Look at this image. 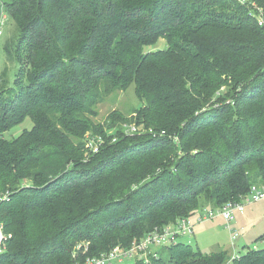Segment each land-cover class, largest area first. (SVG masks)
<instances>
[{"label":"trees","instance_id":"trees-1","mask_svg":"<svg viewBox=\"0 0 264 264\" xmlns=\"http://www.w3.org/2000/svg\"><path fill=\"white\" fill-rule=\"evenodd\" d=\"M240 1L264 8V0H1L0 22L17 27L20 67L15 88L0 92V264H84L198 212L195 225L208 221L199 219L264 183V30ZM158 5L175 20L159 22ZM161 37L166 49H148ZM131 85L142 133L123 131L128 119L117 110L96 122L104 97ZM27 118L32 128L10 137ZM98 138L100 150L87 153ZM183 237L150 262L124 259L231 264V251L204 253ZM82 239L89 251L74 257ZM233 264H264V249Z\"/></svg>","mask_w":264,"mask_h":264},{"label":"rangeland","instance_id":"rangeland-1","mask_svg":"<svg viewBox=\"0 0 264 264\" xmlns=\"http://www.w3.org/2000/svg\"><path fill=\"white\" fill-rule=\"evenodd\" d=\"M245 2L246 1H243L240 4L246 6L248 9H251L249 10L250 12H248V14L250 13L253 16V19L255 18L254 20H256L258 26H261L262 29L264 30V27L260 25V21H264V8L257 5L254 2L251 3H245ZM169 3H171L173 6L176 2L170 1ZM2 9L3 6L0 0V13L2 12ZM155 11L156 14H158L157 20L159 22H161L162 20L170 21V22L175 20L174 18L171 19L172 16H168L169 14H173L171 10L166 9L165 11H163V8L158 5ZM6 18L7 19H5L4 25L1 27L3 33L2 35H0V92H4V91L8 92L10 88L13 87L15 88V81L20 67V63L16 58L17 51L16 52L14 51V45H13V42L15 41V39H17V35H18L17 27L15 22L11 18L7 16ZM8 43H10L12 46L11 49L13 50L15 58L12 57V59H10L8 56L7 53ZM167 47L168 44L166 42V39L161 37L154 47H148V49H152L153 51H156L159 49H166ZM23 78H24V82L26 83L27 77L24 76ZM231 82L232 80L229 79V81L226 84H223L220 89L224 90L226 87H228L227 84H231ZM6 97H10V96L8 95ZM226 103L228 104L232 102L230 99H228ZM140 105H141V101L136 95L135 86L131 85L127 90H122V91L117 90L115 92L106 95L104 97V100L98 105L97 108L98 115L96 116L95 120L96 122L104 123L108 118V116L113 111L117 110L123 113L128 119L126 122H123L120 125L123 128L122 127L119 128H122L123 131L131 135L137 132L142 133L139 129V126L133 120V118L136 117V113H132L134 108L139 107ZM209 105L211 106V104ZM214 105H215L214 106L215 109L220 107V105H218L216 102L214 103ZM220 117L221 119H226L230 117V115L228 113H223V114L220 113ZM32 126H33L32 120L30 118H27L22 124L11 129L9 132V136L10 137L18 136L25 129H31ZM149 132H150L149 135H153V136H161V137L166 136L164 132L157 133L154 131L152 132V130H150ZM91 133L92 132L90 131L87 132L84 136V140L86 141L89 140V138H91L92 136ZM110 134H111V130L109 131V135ZM116 139L117 137L111 139V141L115 142ZM86 146L88 149H90V151H88L87 153L94 152L92 146L90 145V142ZM115 198L118 197L114 196L112 199L115 201ZM128 205L130 207L134 206V204H128ZM200 213L201 212H198L196 215L191 217L194 223L198 219V215ZM237 214L239 215L237 216ZM237 214L235 220L232 221L233 224L232 227L236 229L240 235L235 241L232 240L230 230L227 227L225 220H223L221 216L205 222L196 223L194 227V235L183 237L181 241L193 244L195 247L197 246L204 253H211L213 251H219V250H229L231 251L230 259L232 258V254L236 258H240L242 255L249 252V250L264 249V239H262L264 237V201L248 204L245 207V211ZM95 221L98 222V219H95ZM90 246H91L90 240L82 239L81 241H78L75 247V251L73 253L74 257H79V255L87 254ZM89 258H93V257H88L85 260L84 264H86ZM131 263H133V260L123 259L122 261H112L111 263L108 264H131ZM231 264H233V261L231 262Z\"/></svg>","mask_w":264,"mask_h":264},{"label":"built area","instance_id":"built-area-1","mask_svg":"<svg viewBox=\"0 0 264 264\" xmlns=\"http://www.w3.org/2000/svg\"><path fill=\"white\" fill-rule=\"evenodd\" d=\"M6 16L2 17L0 22V35L3 33L1 27L5 23ZM260 25L264 27V21H260ZM102 141L101 139H92L90 145L94 152H98ZM264 201V183L255 184L251 187V191L239 201H229L223 207L208 210L199 221L211 220L222 217L230 230L232 240L235 241L239 237V232L232 227V221L235 220L236 214L245 211L248 204ZM194 223L188 219L181 220L174 227L167 226L163 230H155L147 234L141 240L134 242L132 246L125 248L116 246L111 251L103 253L98 257L89 258L86 264H108L112 261L123 260L124 258H144L146 262H150L149 255L158 256L157 248L167 244L177 242L180 236H191L194 234ZM3 239L0 230V246ZM235 253V252H234ZM237 259L233 254L229 262Z\"/></svg>","mask_w":264,"mask_h":264},{"label":"crops","instance_id":"crops-1","mask_svg":"<svg viewBox=\"0 0 264 264\" xmlns=\"http://www.w3.org/2000/svg\"><path fill=\"white\" fill-rule=\"evenodd\" d=\"M239 214H237V216H238ZM229 251V250H228Z\"/></svg>","mask_w":264,"mask_h":264}]
</instances>
